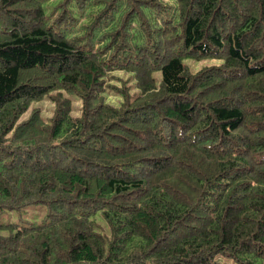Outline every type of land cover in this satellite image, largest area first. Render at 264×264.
I'll list each match as a JSON object with an SVG mask.
<instances>
[{"label": "trees", "instance_id": "1", "mask_svg": "<svg viewBox=\"0 0 264 264\" xmlns=\"http://www.w3.org/2000/svg\"><path fill=\"white\" fill-rule=\"evenodd\" d=\"M27 203L0 264H264V0H0V210Z\"/></svg>", "mask_w": 264, "mask_h": 264}, {"label": "rangeland", "instance_id": "2", "mask_svg": "<svg viewBox=\"0 0 264 264\" xmlns=\"http://www.w3.org/2000/svg\"><path fill=\"white\" fill-rule=\"evenodd\" d=\"M187 66L191 70H195L198 67L204 65V64H211L213 62H216V59H185ZM113 73H118L122 77H126L127 73L123 71L115 70ZM33 105H39L40 109L39 111L41 114L45 116H49L51 113V109L53 108V104L45 99V100H39L37 102H33ZM72 104V113L76 114L77 109L79 106V101L74 100L71 102ZM31 105V104H30ZM27 111H25L22 116L27 115ZM20 209L17 208H6L4 210H0V223H16L20 224L21 222L25 220H38L45 212L46 206L43 203H27L21 207ZM3 231V230H0Z\"/></svg>", "mask_w": 264, "mask_h": 264}]
</instances>
